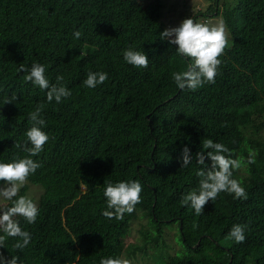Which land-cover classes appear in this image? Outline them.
I'll use <instances>...</instances> for the list:
<instances>
[{
  "label": "trees",
  "instance_id": "trees-1",
  "mask_svg": "<svg viewBox=\"0 0 264 264\" xmlns=\"http://www.w3.org/2000/svg\"><path fill=\"white\" fill-rule=\"evenodd\" d=\"M207 1L204 15L220 18L229 43L215 83L190 91L171 74L191 61L160 39L171 22V0H0V162L27 155L14 144L27 139L28 114L38 104L49 135L32 157L42 167L28 179L44 188L39 215L33 224L19 218L31 241L21 251L13 247L17 238L6 237L0 253L18 257V264H99L120 258L130 224L142 213L154 242L166 226L180 235L175 254L157 246L154 264H264V0ZM129 47L144 51L148 68L125 62ZM32 62L45 67L50 83L63 75L72 95L49 103L18 71ZM90 71L108 79L89 89L82 82ZM12 93L17 100L3 104ZM205 139L241 160L233 178L247 199L222 192L197 215L180 200L198 188L202 166L195 155L205 151ZM185 146L193 159L182 167ZM129 180L142 184L141 202L123 220L104 217L106 183ZM234 224L246 226L243 243L227 238Z\"/></svg>",
  "mask_w": 264,
  "mask_h": 264
},
{
  "label": "clouds",
  "instance_id": "clouds-1",
  "mask_svg": "<svg viewBox=\"0 0 264 264\" xmlns=\"http://www.w3.org/2000/svg\"><path fill=\"white\" fill-rule=\"evenodd\" d=\"M74 38L80 39L82 33L77 30L73 33ZM160 39L168 41L176 46L177 54L189 59L186 71H175L171 74L172 80L181 90L196 91L205 84H214L219 73L225 49L228 47L227 27L223 22L215 25L194 22L192 18L183 19L179 26L166 28L160 33ZM126 63L137 68H148L149 59L144 51L135 50L131 47L123 52ZM18 71L26 73L24 80L31 82L40 90L46 92L49 103L55 101L59 104L62 99L72 95L64 84V76L57 75L56 82L50 83L45 75V67L37 62H32L30 67L20 65ZM108 79L105 72H88L83 80V85L94 89ZM17 95H6L3 104L14 103ZM43 104H38L28 114L31 127L25 132L26 140L23 144L16 142L14 146L27 153L23 158L13 157L11 162H0V199L11 201V206L0 208V248L5 247L6 237L17 238L13 247L23 250L31 241L30 232L23 230L17 217H22L28 224L36 222L39 215L37 204L28 196L19 195L21 188L28 182L31 175L35 174L42 165L32 159L44 150V145L49 141V135L43 130L46 126L42 118ZM202 149L198 151L195 159L202 167L197 171L199 184L183 195L180 203L182 206H190L197 215H202L205 205L209 201H215L220 193L234 194L236 199H247V192L237 179L233 178V170L241 168L240 159L231 158L229 149L224 144L205 139ZM229 153V155H225ZM182 167H187L193 157L190 149L185 146L182 149ZM206 159L211 163L206 164ZM247 163H254L249 158ZM143 186L139 180L107 182L103 195L106 198V210L102 215L108 219L123 220L124 215L131 214L135 206L141 202ZM40 204V203H39ZM193 227H197L193 225ZM245 225L234 224L227 238L236 243H243L246 239ZM18 257L11 259L0 253V264H18ZM99 264H130L123 258H101Z\"/></svg>",
  "mask_w": 264,
  "mask_h": 264
},
{
  "label": "rangeland",
  "instance_id": "rangeland-1",
  "mask_svg": "<svg viewBox=\"0 0 264 264\" xmlns=\"http://www.w3.org/2000/svg\"><path fill=\"white\" fill-rule=\"evenodd\" d=\"M173 3V11H166L170 14L167 15L171 20L169 22V28L179 26L183 19L192 18V15L197 16L196 18H192L197 23H206L209 25L220 23L218 22L220 18L213 15L211 17L204 15V11L209 5L207 0H187L186 6L181 4L180 0H171V5ZM0 186H3V184H0ZM24 186H27L25 196L31 198L37 204L38 208H40L39 200L44 188L41 185L32 184L29 181ZM10 202L0 199V208ZM19 218L17 217L16 219L19 220ZM149 224L150 221L142 213L132 220L128 236L123 239L120 258L129 260L130 264H154L158 255V245H160L159 253L162 254H175L180 249V235L177 227H172L173 225L166 226L162 233V239L154 242L153 239L157 238V235ZM148 231L149 233H147Z\"/></svg>",
  "mask_w": 264,
  "mask_h": 264
}]
</instances>
